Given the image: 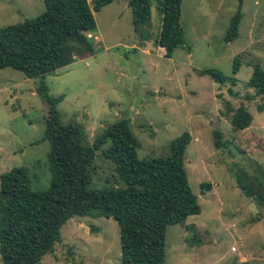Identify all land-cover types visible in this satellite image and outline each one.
<instances>
[{
    "label": "rangeland",
    "instance_id": "rangeland-1",
    "mask_svg": "<svg viewBox=\"0 0 264 264\" xmlns=\"http://www.w3.org/2000/svg\"><path fill=\"white\" fill-rule=\"evenodd\" d=\"M237 5L238 0H182L183 44L166 59L155 43L160 18L154 2L149 19L134 31L127 0H112L93 13L94 29L85 33L92 51L43 76L48 94L62 97L61 122L80 124L88 144L119 119L128 120L139 143L138 159L165 157L172 139L190 135L183 165L199 214L166 227L164 264H264V208L237 183L250 194L264 190V96L246 87L254 65L264 72V0H242L237 36L224 43ZM43 10L42 0H0V28ZM235 57L239 67L232 74ZM204 70H216L225 82H213L200 74ZM38 82L0 69V175L25 168L32 191L49 183V146L42 139L46 106L36 93ZM240 105L252 120L236 131L229 119ZM107 146L94 152L90 190L118 187L112 164L101 154ZM200 183L210 184L204 194ZM59 235L42 264H120L118 227L111 218L74 217Z\"/></svg>",
    "mask_w": 264,
    "mask_h": 264
},
{
    "label": "trees",
    "instance_id": "trees-1",
    "mask_svg": "<svg viewBox=\"0 0 264 264\" xmlns=\"http://www.w3.org/2000/svg\"><path fill=\"white\" fill-rule=\"evenodd\" d=\"M154 2L160 18L156 46L169 59L183 44L179 23L182 0H127L131 25L136 31L150 16ZM112 0H42L44 10L35 18L0 28V69L11 68L25 78H38L36 93L46 106L42 139L48 143L49 183L43 191H32L25 168L14 167L0 175V262L1 264H42L60 239V228L74 217L111 218L118 227L120 264H164L165 230L198 215L196 197L190 190L183 155L190 142L187 132L169 143L165 157L138 159L139 143L129 122L119 119L106 126L88 144L78 123L63 124L57 110L61 96L48 94L43 76L72 63L73 57L92 51L85 33L94 29L93 13ZM242 0L230 18L223 37L233 41L241 18ZM83 54V53H82ZM239 67L235 57L232 74ZM221 85L226 78L216 70H204ZM256 95L264 96V72L254 65L246 82ZM228 92H230L228 90ZM260 112L261 108L257 107ZM242 105L230 119L232 130L241 131L251 123ZM104 159L113 166L116 188L90 190V166L94 152L102 146ZM219 148V133H213ZM264 171V170H263ZM241 191L264 208L262 194L250 192L237 181ZM209 183H200L204 194Z\"/></svg>",
    "mask_w": 264,
    "mask_h": 264
},
{
    "label": "built area",
    "instance_id": "built-area-1",
    "mask_svg": "<svg viewBox=\"0 0 264 264\" xmlns=\"http://www.w3.org/2000/svg\"><path fill=\"white\" fill-rule=\"evenodd\" d=\"M230 251H234V248H230Z\"/></svg>",
    "mask_w": 264,
    "mask_h": 264
}]
</instances>
